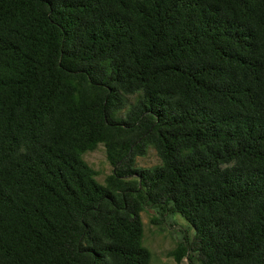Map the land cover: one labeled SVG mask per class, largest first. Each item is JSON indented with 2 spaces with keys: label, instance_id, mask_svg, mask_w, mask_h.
<instances>
[{
  "label": "trees",
  "instance_id": "16d2710c",
  "mask_svg": "<svg viewBox=\"0 0 264 264\" xmlns=\"http://www.w3.org/2000/svg\"><path fill=\"white\" fill-rule=\"evenodd\" d=\"M146 208L264 264V0H0V264H150Z\"/></svg>",
  "mask_w": 264,
  "mask_h": 264
},
{
  "label": "rangeland",
  "instance_id": "374dc122",
  "mask_svg": "<svg viewBox=\"0 0 264 264\" xmlns=\"http://www.w3.org/2000/svg\"><path fill=\"white\" fill-rule=\"evenodd\" d=\"M133 99H131V102ZM84 162L96 172V181L104 184L113 168L106 159L103 145H98L92 152L83 155ZM160 161L152 148H148L144 157L136 159L139 168H152ZM143 224L142 245L150 253V264H175L169 254L175 250L178 242L185 235L192 237L194 230L179 216H163L152 208H146L140 214ZM190 229L187 231V229ZM186 264V260H183Z\"/></svg>",
  "mask_w": 264,
  "mask_h": 264
}]
</instances>
